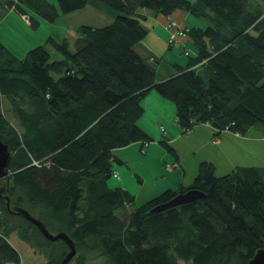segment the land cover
<instances>
[{
	"label": "trees",
	"instance_id": "16d2710c",
	"mask_svg": "<svg viewBox=\"0 0 264 264\" xmlns=\"http://www.w3.org/2000/svg\"><path fill=\"white\" fill-rule=\"evenodd\" d=\"M55 1L5 6L35 27L26 10L52 23L58 12L86 4ZM95 1L113 19L102 28L78 27L73 51L47 39L59 61L42 45L19 59L0 44V141L10 154L2 195L11 206L26 202L50 234H65L75 248L73 264H85L90 254L108 264H246L264 250V169L235 168L217 177L203 162L189 187L164 190L129 213L133 196L108 188L107 180L121 164L114 150L151 140L137 125L149 91L173 104L183 134L205 124L213 138L250 128L264 137V0ZM140 10L165 17L182 10L205 23L185 29L196 55L173 65L163 81L131 49L146 34ZM4 101L19 131L5 117ZM159 143L173 152L166 138ZM190 189L203 197L147 213ZM11 234L41 253L43 264H59L67 252L61 241H46L8 213L0 198V264H20L7 241Z\"/></svg>",
	"mask_w": 264,
	"mask_h": 264
},
{
	"label": "crops",
	"instance_id": "0c3cea01",
	"mask_svg": "<svg viewBox=\"0 0 264 264\" xmlns=\"http://www.w3.org/2000/svg\"><path fill=\"white\" fill-rule=\"evenodd\" d=\"M6 1L7 0H0V26L12 13H14L6 8ZM187 1L193 3L195 0ZM84 9H87L90 13L105 15L110 21L114 17L113 11L95 0H86L85 7L79 11ZM76 12H78V10ZM72 13H75V11ZM139 13L144 16L142 24L146 30V34L140 41L135 43L131 49L147 67L154 68L155 81H163L174 72L173 65L182 67L186 63L185 61L180 64L176 61L177 53L175 51L180 48L183 55L184 52L187 51L186 56H189L188 51L191 49L192 55L190 57L196 55V49L187 35L184 38H180L175 43H169V34L166 28L168 21H173L178 27L186 30L190 28L202 29L205 23L202 19L182 10H175L167 17L153 15L147 10H140ZM17 16L27 27H29L28 21L23 20V16ZM51 25L52 24H50V26ZM1 28L0 44L6 47L5 40H7V37L5 33L8 27L2 26ZM77 28L78 27L73 28L69 25H65L62 27L63 33L61 38L59 33H57V35L51 33L48 39H51L58 44L65 41L69 51H71L74 39L76 38ZM2 34L3 39H1ZM23 41L24 40L22 39H13L11 42V49H8V47H6V49L14 57L23 58L29 48L31 49L35 47V45H40L41 43V41L38 42L34 40H28L25 43ZM51 52L49 51V56L56 58L53 61L63 59L61 54L56 50L52 49ZM141 106L143 113L137 120L138 127L150 139H154V124H159L157 131L159 134L165 135L166 133L164 138H166L167 135H170V138L166 139L168 145L173 150V152L170 153V156H168L164 152L166 150H164L159 143L160 139H157L158 143L156 145L154 144L152 147H149V143H147L143 151H141V148L144 143L141 142H134L127 146V149L132 146L137 147L138 154L141 156L136 162L141 161L140 167L151 163L156 170L155 172H158L160 170V160L161 162H163L162 160L165 162L162 163L164 166V171L162 170L164 174L158 173L155 176L153 175L151 178L152 181L151 183L149 182L147 188L142 187L144 179L138 175V171L136 170L137 165L135 169V163L130 157L123 155L122 152L126 151V149L114 150V156L121 161V164L127 162L130 166L129 168L133 171V174H136L141 180L138 191L135 193L136 195H133H138L141 202L144 203L167 189L177 190L189 187L197 174L199 164L203 162L212 165L213 174L217 177L227 175L235 168L252 167L264 169V137L258 130L250 128L244 135L239 136L230 132H223L217 137V142L212 143L214 131L211 127L205 124L196 125L184 134L175 123V127L168 126L166 127L167 129L164 130L161 127V124H168L172 118V113H174L175 110L168 100L160 97L154 91H149L145 94L141 100ZM160 128L164 130V133L160 131ZM119 152H121V154H119ZM166 165H175V168L167 170L165 168ZM116 178L118 179L117 175ZM120 188L125 190L122 186Z\"/></svg>",
	"mask_w": 264,
	"mask_h": 264
},
{
	"label": "rangeland",
	"instance_id": "374dc122",
	"mask_svg": "<svg viewBox=\"0 0 264 264\" xmlns=\"http://www.w3.org/2000/svg\"><path fill=\"white\" fill-rule=\"evenodd\" d=\"M46 1L49 3L56 4L55 0H46ZM26 12H27L28 16H30L32 19H34L38 25H36L35 27H30V26L27 27L19 19V17L15 13H12L10 15V17H8L4 21V23H2V25L0 26V28L2 26L8 27V29L6 30V33H5V35L7 37V40H5V45H7L6 47H8V49H11V44H12L11 42L13 39H22V40H24L23 41L24 43L28 40H34V41H38V42L41 41L40 45H42L43 48L46 51H48V53H49V51L51 52V50L53 48L51 47V45L49 43L46 42V40L48 39V37L50 36L51 33L52 34L55 33L53 35H57V33H59L60 38H61L62 33H63L62 27H64L65 25H69L73 28L74 27H80V26H90V27H95V28H102L111 22L108 19V17H106L105 15H97L96 13H90L89 11H87V9H84L82 11L78 10V12L75 11V13H70L67 15H62L58 12L57 17L55 18V20L52 23H48V22L44 21L43 19H41L40 17H38L37 15H35L33 12H31L29 10H26ZM50 24H52V25L50 26ZM1 37H2L1 39H3V34ZM38 45L39 44L35 45V47ZM173 45H175V44H173ZM28 50H30V48ZM71 51H73L72 47H71ZM175 52L177 53L176 61L178 63L181 64L187 60L188 57H185L182 54L180 48ZM188 53H189V57H190L192 55V50L189 49ZM55 59L56 58H54L53 56L50 57V60H55ZM51 75L54 76L53 74H51ZM170 104L174 108V106L171 102H170ZM9 108L10 107H9L8 103L6 101H4L2 104L3 113H4L5 117L7 118V120L9 121V123L18 130L16 122L12 118L11 113L9 111ZM173 115H174V113H172V116H171L172 118L170 119V122L168 124H161V127L164 130L167 129L166 127H168V126L175 127L174 122H173ZM154 126H155V136H153L154 139L151 138V140L148 142L149 147L154 146V144L156 145L158 143L157 139H160V141H161L166 135V133H165V135L159 134V132L157 131L159 124L157 125V123H155ZM166 138L169 139L170 135H167ZM118 149L119 150L126 149V151L122 152L123 155L130 157V159L135 163V169H136V165H137V169H136L138 171L137 173L140 177H142V179H144V181L142 182V187H144V188L148 187L149 182L151 183V181H152L151 178L153 177V175L155 176L158 173L164 174V172H163L164 166L162 164L164 162V160H162L163 162H161V160H160V162H159L160 170L158 172H155L156 170L151 163H148V164L140 167L141 161L136 162V160H138V158H140V156H141L140 154H138L136 146L129 147L128 149H127V146L123 147V148H118ZM164 152L168 156H170L169 152H166V151H164ZM119 154H121V152H119ZM129 167L130 166H129V164H127V162H124L122 164H114L112 167V170L115 171L116 175L118 176V179L117 178L114 179V178L110 177L107 180L108 188H115V187H121L122 186L132 196L136 195L135 193H137V191H138L141 180L138 178V176H136V174L135 175L133 174V171ZM1 182L4 184L3 180ZM1 182H0V185H2ZM133 198H134V200H133L132 205H130L126 208L127 213L131 212L132 210H134L136 207H138L139 205H141L143 203L140 201L138 195L133 196ZM21 202L18 204L19 208L24 209L28 214H30L36 220L41 221L40 216H38V214L34 211V209L32 210L31 207H28L26 205V202H24V201H21ZM49 232L53 233L52 231H49ZM7 241L9 243V245L18 254L20 264H43L44 263L45 259H44L43 255L41 253H39L38 251L30 248L27 244L20 241L16 237L15 234L9 235L7 237ZM68 264H73V262L72 263L69 262ZM85 264H108V263L103 256L98 257L94 254H90L87 257Z\"/></svg>",
	"mask_w": 264,
	"mask_h": 264
},
{
	"label": "water",
	"instance_id": "95a60500",
	"mask_svg": "<svg viewBox=\"0 0 264 264\" xmlns=\"http://www.w3.org/2000/svg\"><path fill=\"white\" fill-rule=\"evenodd\" d=\"M10 154L7 146L0 141V182L5 178L6 168L9 165ZM0 185V198L4 201L5 208L8 213L20 217L29 224H31L42 238L49 242L61 241L66 247L67 252L62 258L59 264H68L75 254V248L72 241L63 233L50 234L44 226L31 215H29L24 209L11 206L9 204V198L6 195H2L5 190V184L1 182ZM203 197V194L195 189L186 190L183 193L176 194L170 200L165 203L159 204L151 208L147 213L154 214L161 212L167 208L189 204L197 199ZM246 264H264V250H258L253 257Z\"/></svg>",
	"mask_w": 264,
	"mask_h": 264
},
{
	"label": "built area",
	"instance_id": "2783aa9c",
	"mask_svg": "<svg viewBox=\"0 0 264 264\" xmlns=\"http://www.w3.org/2000/svg\"><path fill=\"white\" fill-rule=\"evenodd\" d=\"M23 20H27L26 17L23 16ZM166 28L168 30V40H169V43H175L177 42L180 38H184L186 36V33H185V29H182L180 27H178L173 21H168L167 25H166ZM184 55L186 56L187 55V51L184 52ZM160 131L163 132L162 128H160ZM223 132H228L227 130H224ZM217 142V137L213 138L212 139V143H216ZM147 144H143L142 145V149L141 151H143L146 147ZM165 168L167 170H171V169H174L175 168V165H166ZM113 177H115V175L113 174Z\"/></svg>",
	"mask_w": 264,
	"mask_h": 264
}]
</instances>
